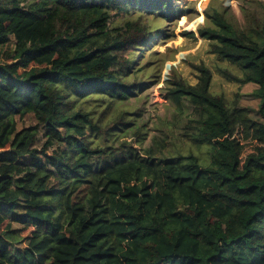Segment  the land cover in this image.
<instances>
[{"label":"trees","instance_id":"16d2710c","mask_svg":"<svg viewBox=\"0 0 264 264\" xmlns=\"http://www.w3.org/2000/svg\"><path fill=\"white\" fill-rule=\"evenodd\" d=\"M186 11L181 0H0V264H264V14L240 26L214 11L211 26L167 33ZM180 36L237 67L218 70L228 82L258 87L254 118L212 92L204 64L196 85L165 76L179 108L193 107L188 136L211 147L207 166L123 140L137 114L120 104Z\"/></svg>","mask_w":264,"mask_h":264},{"label":"rangeland","instance_id":"374dc122","mask_svg":"<svg viewBox=\"0 0 264 264\" xmlns=\"http://www.w3.org/2000/svg\"><path fill=\"white\" fill-rule=\"evenodd\" d=\"M181 4L182 8H187V11L183 13L181 19L169 24L166 29L169 34L173 30L190 31L211 26L212 21L207 15L213 14L214 11L226 12L228 19L240 26L247 24L248 17L253 15L262 17L264 14V0H181ZM159 42L157 41L154 46ZM160 46L162 49L158 60H153L151 63V65L155 64V67L146 75L150 78L149 83L136 97L120 104L128 111L137 114L134 127L127 131V137L123 140L131 141L141 153L152 149L159 158L170 154L176 148L179 150L176 155H179L181 148L183 153H193L200 158L202 165L207 166L211 147L207 144L194 145L188 136L187 123L194 114L193 107L184 102L179 108L168 95L169 83L165 76L173 78V74L176 73L191 85H196L199 73L193 66L204 64L213 70L212 92L222 94L230 102L248 109L254 118H256L254 110L256 111L260 105V99L255 96L258 87L248 84L242 89L240 85L230 83L219 75V69H227L236 75H241V71L230 63L220 62L215 55L210 54L209 42L206 40L196 41L180 36ZM142 50V48L138 49L137 52ZM148 52L140 56L136 67L143 66L144 60L150 56ZM239 93L241 96L237 97ZM22 123L35 124L31 118L25 119ZM137 130H139L138 135Z\"/></svg>","mask_w":264,"mask_h":264}]
</instances>
